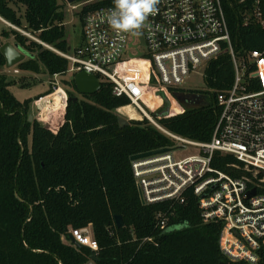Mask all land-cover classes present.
I'll return each mask as SVG.
<instances>
[{"label":"trees","instance_id":"trees-1","mask_svg":"<svg viewBox=\"0 0 264 264\" xmlns=\"http://www.w3.org/2000/svg\"><path fill=\"white\" fill-rule=\"evenodd\" d=\"M58 1L0 0V23L17 28L0 30V49L5 39L14 37L19 50L29 55L18 69L40 73L43 66L51 77L67 75L70 64L58 52L69 53L70 45ZM248 3L222 0L232 46L241 58L264 51V28L245 25ZM107 6H113V0L84 5L81 22L87 12ZM5 67L0 50V264H87L93 254L96 264H249L223 253L224 223L204 221L200 198L192 189L183 201L142 203L131 157L173 148L174 142L147 118L141 120L127 97L114 96L111 84L103 82L98 92L82 99L68 91L66 107L48 112L61 117L55 129L29 120L32 100L16 99L10 89L17 80H8ZM204 80L207 91H191L204 97L203 103L192 108L176 98L177 91L186 90L155 86L147 100L152 105L161 100L160 113H175L169 118L152 114L165 130L193 142L212 141L221 114L217 95L229 90L234 80L231 56L211 61ZM64 84L79 93L74 78ZM118 110L136 120L121 126ZM212 166L234 178H253L233 155L216 153ZM262 178L259 174L256 180ZM116 215L124 220L121 229ZM161 219L167 221L165 227ZM90 225L97 251L70 242L71 229ZM258 256L257 264H264V248Z\"/></svg>","mask_w":264,"mask_h":264},{"label":"built area","instance_id":"built-area-1","mask_svg":"<svg viewBox=\"0 0 264 264\" xmlns=\"http://www.w3.org/2000/svg\"><path fill=\"white\" fill-rule=\"evenodd\" d=\"M95 1L99 0L82 4ZM113 6L87 12L81 45L69 53L58 52L70 64L67 74L74 78L85 72L111 84L114 96L127 97L138 113L173 140L175 151L133 162L136 185L145 204L183 201L186 191L192 189L200 198L204 221L224 223L223 253L232 261L257 264L258 251L264 248V51L249 52L244 58L236 54L222 0H160L157 12L148 17L138 35L111 29L107 15ZM244 21L245 25L264 28V0H249ZM222 54L232 58L234 80L229 90L217 95L221 114L211 142L184 139L149 117L145 108L152 105L147 99L155 86L182 89L192 74L202 71L204 76L210 62ZM59 77L54 75L51 83L55 94L61 91ZM47 99L40 98L38 107ZM61 102L66 107L64 97ZM124 115L133 120L129 113ZM174 115L165 111L159 117ZM185 148L198 153L177 159L176 153ZM216 153L235 156L253 178H234L215 169L212 161ZM259 174L263 178L257 181ZM253 190L256 195L248 198ZM160 225L165 227L167 221L161 219ZM69 234L82 247L99 249L91 225L71 229Z\"/></svg>","mask_w":264,"mask_h":264},{"label":"rangeland","instance_id":"rangeland-1","mask_svg":"<svg viewBox=\"0 0 264 264\" xmlns=\"http://www.w3.org/2000/svg\"><path fill=\"white\" fill-rule=\"evenodd\" d=\"M58 2H59V5L62 6L61 11L65 15L64 25L66 28V37H67L68 43H69L70 48H71L70 51H74L82 43V22L80 19V13L84 7V4L79 3L78 0L73 2V3H69L68 0H59ZM24 13H25V8L21 7L19 9L18 14L22 16V15H24ZM6 27L8 28L9 26L1 21L0 30H2L3 28H6ZM23 32L29 38L35 39L34 36H32L26 30H23ZM5 43H11L14 45V44H16V41H15L14 37H11L7 40L5 39L4 44ZM28 59H29V55H26L25 61ZM15 70H17L19 73L16 74ZM40 70H41L40 73H32L29 71H22V70L18 69V66H16L12 69H9L6 72L4 71V74H6L8 76V80H17L16 86L11 87V89H10L17 100H19L21 102H24L28 99L32 100L31 109H30V116L33 117V120H39V122L41 124H43V125L49 124V125H51L52 128L57 129L58 125L62 122L61 117H59V115L56 113H55V117H53V118L51 116L47 117L46 115L49 111L52 112V111L56 110L55 109L56 107L58 108L61 106L62 102H61L60 96L62 95V97H64L68 101V98H69L68 91H70L78 99H82L83 97H82V95L77 93L75 90H73L71 87H68L66 84H64V80L70 81L72 79V76L70 74L60 76L58 78L61 91L58 95H55V90L53 88L54 86L51 85V83L53 82V77L48 75L46 69L43 66H41ZM22 84L29 85V86L22 88L21 87ZM182 89L186 90L187 92L188 91H190V92L191 91H207V87L205 84L204 76L202 75V71H201V74H192L188 78L186 83L182 86ZM49 91H51V93L47 94V93H49ZM40 98H48L47 99L48 101H46V102H49V103L52 101V98H53L52 110H48V109L42 110L41 104L38 107V104L40 102ZM155 99H157L156 96H155ZM155 102H156V104L150 105V109L145 108V111L147 112L149 117L153 118L154 120H155V117L152 116V114L159 116L162 109H164L163 108L164 104L161 102V100L158 102L157 101H155ZM198 105L199 104H196V105H186L185 104L184 106L186 108H192V107H197ZM42 112L44 114L43 115L44 117H41ZM117 114L120 117L126 119L127 121H130L128 119V117H126L124 115L125 113H121L118 110ZM138 114L141 116V118H142L141 120H144L147 118L140 113H138ZM52 116H54L53 113H52ZM132 119L136 120L134 118H132ZM137 121H140V120H137ZM196 153H198V150H194L192 148H185L182 152L176 153L175 157L177 159H182L186 156H190V155H193Z\"/></svg>","mask_w":264,"mask_h":264},{"label":"water","instance_id":"water-1","mask_svg":"<svg viewBox=\"0 0 264 264\" xmlns=\"http://www.w3.org/2000/svg\"><path fill=\"white\" fill-rule=\"evenodd\" d=\"M75 1H77V0H68L69 3H73ZM144 43L145 42H143V44ZM0 50L6 59V68L7 69H12V68L18 66L20 63L24 62L26 59V54L22 53L16 44L13 45L11 43H5L1 47ZM69 50H71V48ZM74 81H75L77 90H78L80 95L95 94L102 87V83L98 80V78L96 76L87 74L85 72H81V73L76 74L74 76ZM176 98L179 102H181L183 105H185L186 103H189V102H192L193 100L199 99L200 96L198 94L191 93V92H177ZM74 100L76 101L77 98H74ZM29 120L32 121L33 117L30 116ZM118 120H119V123L121 126H125L128 124V121L122 117H119ZM175 149H177V148H175ZM175 149L163 148V149H158V150H154V151H150V152H146V153H141V154L132 156L131 161L136 162V161L146 160V159H150V158L157 157V156H162V155L168 154L172 151H175ZM255 195H256V191L253 190V191L248 193V198H252ZM139 196H140L142 203L145 204V201L142 197L141 192H139ZM115 223H116V226L118 229L123 228L125 225L124 220H123L122 216H120V215L115 216ZM71 241L73 242V244L76 247L82 248V246L77 244L72 237H71ZM92 261H94L95 263L98 262V258L96 256V254L92 255ZM220 264H226V263L221 262Z\"/></svg>","mask_w":264,"mask_h":264},{"label":"clouds","instance_id":"clouds-1","mask_svg":"<svg viewBox=\"0 0 264 264\" xmlns=\"http://www.w3.org/2000/svg\"><path fill=\"white\" fill-rule=\"evenodd\" d=\"M160 0H113L107 23L117 33L138 35L150 15L157 12Z\"/></svg>","mask_w":264,"mask_h":264},{"label":"bare ground","instance_id":"bare-ground-1","mask_svg":"<svg viewBox=\"0 0 264 264\" xmlns=\"http://www.w3.org/2000/svg\"><path fill=\"white\" fill-rule=\"evenodd\" d=\"M59 93H60V91H59ZM59 93H56L55 95H58ZM54 95V96H55ZM51 101V100H50ZM52 104H53V98H52V101L49 103V102H45V103H43V105H41V107H42V110H46V109H48V110H52V108H53V106H52ZM63 104H61V106H62ZM60 106V107H61ZM60 107H58V108H60ZM55 109H57V107L55 108Z\"/></svg>","mask_w":264,"mask_h":264},{"label":"flooded vegetation","instance_id":"flooded-vegetation-1","mask_svg":"<svg viewBox=\"0 0 264 264\" xmlns=\"http://www.w3.org/2000/svg\"><path fill=\"white\" fill-rule=\"evenodd\" d=\"M204 100V97H200L199 99L193 100L192 102L186 103V105H196V104H202Z\"/></svg>","mask_w":264,"mask_h":264},{"label":"crops","instance_id":"crops-1","mask_svg":"<svg viewBox=\"0 0 264 264\" xmlns=\"http://www.w3.org/2000/svg\"><path fill=\"white\" fill-rule=\"evenodd\" d=\"M9 69H7L6 67H5V69L3 70V73H4V71L6 72V71H8ZM60 98L62 99V95L60 96Z\"/></svg>","mask_w":264,"mask_h":264}]
</instances>
